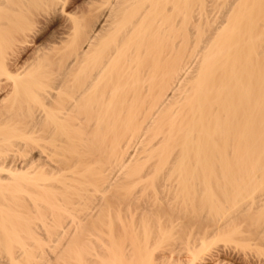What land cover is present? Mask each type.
<instances>
[{"label":"bare ground","instance_id":"1","mask_svg":"<svg viewBox=\"0 0 264 264\" xmlns=\"http://www.w3.org/2000/svg\"><path fill=\"white\" fill-rule=\"evenodd\" d=\"M40 1L0 0V264H232L203 252L244 243L259 208L239 204L264 190V0H107L93 20L64 0L61 48L21 64Z\"/></svg>","mask_w":264,"mask_h":264},{"label":"rangeland","instance_id":"2","mask_svg":"<svg viewBox=\"0 0 264 264\" xmlns=\"http://www.w3.org/2000/svg\"><path fill=\"white\" fill-rule=\"evenodd\" d=\"M106 1L107 0H67L64 10L67 13H71V14L75 13V14H78L82 17L84 16L85 19L86 18L87 19L92 18V20H93V17H95L96 14L98 15V12L100 10L104 11V10L108 9L109 5H106V3L104 4V2H106ZM40 2L38 4H36L35 7L33 6L34 9H32V11L35 12L34 18H37V20L35 19L36 23L33 26V33L31 34L32 38H31V40H29L32 43L30 42L31 45L30 44H28L27 46L25 45L26 50L25 51L22 50L21 52L19 51V54L17 55L18 59L20 60L19 62H21V64L24 61L31 59L34 51L36 50L34 47L39 46L38 48H42V47L46 48L47 46L49 47L52 44H55L54 46H57V48H61L58 42L61 40L62 37L64 38V36H67L66 33L69 31V21L67 20L65 13L60 11L61 10L60 7L63 6L65 1L64 0H53V1H51V0L46 1L45 0V2H44L42 0V2L41 3ZM102 4H104V5H102ZM100 6H102V8H99ZM46 44H47V46L45 47ZM57 51L58 50L51 51L49 53L48 58H53L56 60L57 57L59 56ZM71 60L69 59L68 62H70ZM34 152H36V151H34ZM91 173L92 172H90L89 174H91ZM133 175L135 176L136 174H133ZM133 175H132V177L129 176L130 177L129 180L127 179V181L124 180L123 182L128 183L130 181L131 183H134V181H135V184L139 183L141 181V179H139V178H141V177H139L140 175H136L135 177ZM162 177H163V175H162ZM162 177H161V174H159L158 181H159V179H161V181H163ZM161 181L159 183L156 182V183H158L157 185L161 188V189L159 188V191L161 193H165L167 191L166 189H168L172 185H175L174 182H170L171 183L170 184L169 182L161 183ZM106 186H107V184H106ZM263 193H264V190L256 193V195L254 194L253 198L248 197L246 199H242L240 204H239L243 209L245 207L248 208L251 205H253V207H255V208H259L258 210H256L257 212L254 211L253 209L250 211L251 212L250 215L253 217L255 216L254 219L252 218L253 219L252 221L248 220V221L244 222L243 230L245 231V233L242 236V239H244V243L238 242L236 240L237 238L235 237V239H234L233 236L231 237L228 235V236H224V238L220 237L219 239L214 240V242L211 243V246L209 247V249H207L206 253L203 252L204 257H208L209 254H211L213 252H218L220 250L219 252H221V253L222 252L228 253V254L230 253L229 254V255H231L230 259H228L227 261H229L232 264H237V263H235L234 260H237L239 262V259L243 260V261H245V259L247 261L249 260V264H251L253 262H254L253 264H264V249L262 248V246H263L262 243H264V202H260L258 200H255V198L260 197V195H262ZM109 195L111 197L112 192L109 193ZM109 195H107V196H109ZM135 195H133V197L131 196L129 199H127L128 201L127 200L123 201L124 207L128 206V205H134V206L141 205L140 203L144 202L143 200L142 201L140 200L141 194H139L137 190H136ZM98 196L102 198V195L100 193L95 194L94 205L98 204L97 203V201H98L97 199L99 198ZM130 202H132V203H130ZM80 203H82V202H80ZM94 205H92L91 208H94ZM158 207H161V206H157V205L155 206V208H158ZM140 209H141V207H140ZM92 210L93 209H90V210H88V212L90 211L89 213L92 212V214H93L96 211V209H94V211H92ZM64 219L68 222L71 221V218L64 217ZM197 219H199V220H197ZM207 221L206 220L203 221L202 217H197V218L194 217L193 219H191V217H184L183 220L181 219L180 221H178V223L180 222V224H181V225L179 224V226H181L179 228H182V225L183 226L186 225L189 227H195L194 225H196V227L200 229L203 226L211 225V222H209V220H207ZM82 222H84V223H82ZM86 222L87 223L89 222L88 217H85L81 221L80 226H82ZM41 223H42L41 221H37V225H39ZM52 230H55V229L52 228ZM72 231H73V229H70L68 232L72 233ZM71 233H69L68 237L71 235ZM186 233H187V231L183 235H186ZM65 236H67V235H65ZM229 237H231V239ZM66 238L67 237H65L64 239L61 240L62 244H57L56 242H52L51 245L54 247L55 252H59L60 250L63 249V244L66 243V241L68 239V238L67 239ZM89 238L87 237V239L85 240V241H87V243H86V245L83 246V249L86 248L88 243L90 245V243L94 240L93 237H91L90 240H89ZM182 238H184V236H176V241L170 240L169 242L163 244V246H161L160 249L155 251V255L158 258L159 257L162 258L164 256L169 255L170 250H174L173 248L183 247V245H184L183 243L185 242V238L184 239H182ZM53 240H55V238H53ZM234 240H236V241L234 242ZM173 241H174V243H172ZM260 248H262V251ZM54 255H56V253ZM258 255H260V256H258ZM250 261H251V263H250ZM209 264H211V263H209Z\"/></svg>","mask_w":264,"mask_h":264}]
</instances>
